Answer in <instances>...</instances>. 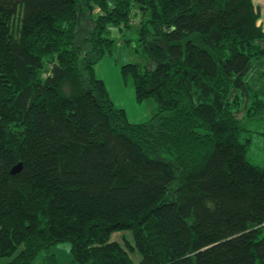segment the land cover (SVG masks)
Here are the masks:
<instances>
[{
  "label": "trees",
  "instance_id": "trees-1",
  "mask_svg": "<svg viewBox=\"0 0 264 264\" xmlns=\"http://www.w3.org/2000/svg\"><path fill=\"white\" fill-rule=\"evenodd\" d=\"M260 15L254 0H0L5 264H61L63 243L65 264H264V164L244 124L264 118ZM137 19L145 60L121 73L156 103L141 122L96 75Z\"/></svg>",
  "mask_w": 264,
  "mask_h": 264
},
{
  "label": "rangeland",
  "instance_id": "rangeland-1",
  "mask_svg": "<svg viewBox=\"0 0 264 264\" xmlns=\"http://www.w3.org/2000/svg\"><path fill=\"white\" fill-rule=\"evenodd\" d=\"M140 20L127 27L112 31L113 37L116 39V47L113 54L103 57L96 65V75L102 78L109 90V93L115 104L124 107L128 113L129 120L133 122L146 121L150 119L156 112V103L152 99L143 102H137L134 96V86L131 83L124 82L121 73V66L125 62L144 63L143 59L134 49ZM250 84L264 91V78H252ZM246 113L243 110L239 113V117H243ZM244 124L249 129L251 143L249 147V159L257 164H264V118H245ZM123 235H127L132 240V233L129 230L116 231L112 237L121 240ZM69 243H63L52 248L57 253L61 264L67 263L71 259ZM132 257L135 260L141 258L139 251H132ZM10 260L9 256L0 257V264H5Z\"/></svg>",
  "mask_w": 264,
  "mask_h": 264
},
{
  "label": "crops",
  "instance_id": "crops-1",
  "mask_svg": "<svg viewBox=\"0 0 264 264\" xmlns=\"http://www.w3.org/2000/svg\"><path fill=\"white\" fill-rule=\"evenodd\" d=\"M254 3L255 5L259 8V11H260V18H259V21L258 23L261 24L263 26V29H264V0H254ZM116 28H114L113 30H115ZM112 30V31H113ZM113 36V35H112ZM259 78H264V74L261 75V76H258ZM253 78H256V77H253ZM257 88V87H255ZM134 96H135V89H134ZM128 114V113H127ZM131 121V120H130ZM141 122V121H140ZM71 260V259H70ZM69 260V261H70Z\"/></svg>",
  "mask_w": 264,
  "mask_h": 264
},
{
  "label": "water",
  "instance_id": "water-1",
  "mask_svg": "<svg viewBox=\"0 0 264 264\" xmlns=\"http://www.w3.org/2000/svg\"><path fill=\"white\" fill-rule=\"evenodd\" d=\"M22 168V162H18L17 164H15L12 169H11V173L14 174L18 171H20Z\"/></svg>",
  "mask_w": 264,
  "mask_h": 264
}]
</instances>
